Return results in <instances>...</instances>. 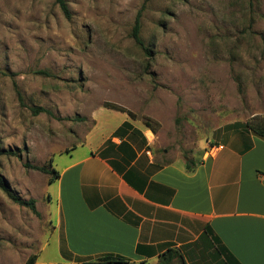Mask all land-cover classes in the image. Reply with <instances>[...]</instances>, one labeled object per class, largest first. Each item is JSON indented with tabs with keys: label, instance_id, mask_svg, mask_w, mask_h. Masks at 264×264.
I'll return each mask as SVG.
<instances>
[{
	"label": "rangeland",
	"instance_id": "1",
	"mask_svg": "<svg viewBox=\"0 0 264 264\" xmlns=\"http://www.w3.org/2000/svg\"><path fill=\"white\" fill-rule=\"evenodd\" d=\"M66 2L69 18L55 0H0V175L37 211L0 190V264L89 261L60 248L56 183L33 167L59 172L93 128L98 144L125 117L104 102L143 130L148 118L157 153L188 160L200 143L241 145L235 124L264 118V0ZM138 12L148 52L131 35Z\"/></svg>",
	"mask_w": 264,
	"mask_h": 264
},
{
	"label": "crops",
	"instance_id": "2",
	"mask_svg": "<svg viewBox=\"0 0 264 264\" xmlns=\"http://www.w3.org/2000/svg\"><path fill=\"white\" fill-rule=\"evenodd\" d=\"M121 113L98 144L87 132L88 150L70 155L54 180L52 227L71 260L148 263L176 248L185 264H264V139L250 134L245 151L200 143L187 170V157L157 153L146 142L152 131ZM124 122L132 128L114 136Z\"/></svg>",
	"mask_w": 264,
	"mask_h": 264
},
{
	"label": "trees",
	"instance_id": "3",
	"mask_svg": "<svg viewBox=\"0 0 264 264\" xmlns=\"http://www.w3.org/2000/svg\"><path fill=\"white\" fill-rule=\"evenodd\" d=\"M55 2L58 5L59 9L61 10L62 14L66 18H69L71 15V12H70V9L68 7L66 0H55ZM139 13L140 12H138L136 14L135 22H134V25L132 28L131 35H132L134 41L136 43H138L139 45H141L142 48L148 52L149 49L143 45V42L141 41V39L139 37V15H140ZM103 106L105 108H108V109L126 112L130 118L134 119V113H132L130 110H127L118 104L104 102ZM37 110H42V111H45L47 113H50L48 110H46L44 108H36V110L34 109V112H36ZM144 120H145L144 121L145 125L148 126L152 132H155L156 129L153 125H151L152 122L148 118H145ZM235 126L236 127H242L241 130L244 133L243 134V143H242L243 148L242 149L244 151L248 150L252 145V142H251V139L249 136L250 134H247L248 132H252L254 134L264 136V118L263 117L253 116V119L246 121L243 124L236 123ZM131 128H132V126L130 123L124 122L121 126H119L114 131L113 135L122 137L124 135V133H126V131L128 129H131ZM133 132H135V130ZM3 153H5V152L0 151V154H3ZM191 163H192L191 160H187V162L185 164V167L187 170L192 169V167L190 166ZM48 166L50 167L49 169L46 166H40V167L34 166L33 168L38 169V170L48 174L49 175L48 183L50 184L58 177V172L51 166V160H49ZM123 176L125 179H128L126 174H124ZM0 190L9 199H11L14 203H17L21 206L29 207L32 212L37 213L36 208H35V204H34V200L22 199L20 195L16 194L15 191L11 189L10 185L8 184V182L6 181V179L2 175H0ZM176 258L179 259L182 264H185L184 259L182 257V254L176 248H168L159 256V260L163 264H169L172 260H174ZM36 260H37V254H33L26 259L25 264H35ZM91 264H133V263H130L126 258H124L120 255L105 254V255L99 256V257L95 258L94 260H92Z\"/></svg>",
	"mask_w": 264,
	"mask_h": 264
}]
</instances>
